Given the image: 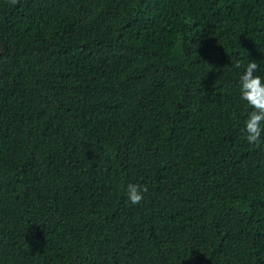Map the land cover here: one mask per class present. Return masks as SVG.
<instances>
[{
    "label": "trees",
    "instance_id": "16d2710c",
    "mask_svg": "<svg viewBox=\"0 0 264 264\" xmlns=\"http://www.w3.org/2000/svg\"><path fill=\"white\" fill-rule=\"evenodd\" d=\"M250 61L264 0H0V264H264Z\"/></svg>",
    "mask_w": 264,
    "mask_h": 264
},
{
    "label": "clouds",
    "instance_id": "9594fccd",
    "mask_svg": "<svg viewBox=\"0 0 264 264\" xmlns=\"http://www.w3.org/2000/svg\"><path fill=\"white\" fill-rule=\"evenodd\" d=\"M15 4L17 0H9ZM241 68L238 61L235 65ZM258 64L250 61L239 77L240 100L250 109L247 119L244 121L242 132L244 139L250 146L259 148L264 144V79L256 75ZM147 188L139 184H128L125 189L127 200L132 205H138L144 199Z\"/></svg>",
    "mask_w": 264,
    "mask_h": 264
}]
</instances>
